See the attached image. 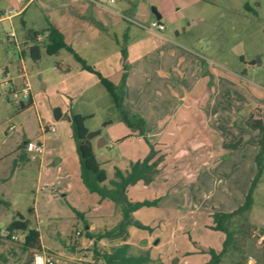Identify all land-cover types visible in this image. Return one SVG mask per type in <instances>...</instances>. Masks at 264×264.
I'll use <instances>...</instances> for the list:
<instances>
[{
	"label": "rangeland",
	"instance_id": "374dc122",
	"mask_svg": "<svg viewBox=\"0 0 264 264\" xmlns=\"http://www.w3.org/2000/svg\"><path fill=\"white\" fill-rule=\"evenodd\" d=\"M194 4L195 7L190 8L189 14L194 17L196 14H203L205 19L190 29L189 34L177 40L186 47L190 46L188 51L179 48L180 51H183L185 56H194L200 64L204 61L209 63V66L219 69L223 77L239 80L246 87L253 85L264 94V0H195ZM153 7L155 6H152L150 11L154 9ZM140 22L145 23L142 20ZM123 24V27L127 25L125 22ZM11 29L17 34L18 48L7 40V33ZM169 29H171L170 25ZM22 34L23 30L17 22L14 23L13 28L7 22H0V199L5 202L0 203V231L11 221L21 217L28 221L29 227L38 231L41 238L40 245L45 250L63 254L65 257H79L81 258L79 264H103L99 257L92 256L90 252L94 253L93 245L85 243V239L83 245L72 244L71 239L76 236L75 231L80 230L82 234L81 228L84 226L81 221L76 224L75 216L79 213L77 211L83 210L89 222L111 223L114 217L108 219L97 214L105 212L111 216L118 214L120 216V207L108 200L99 204L97 195L90 193L82 185L78 176L77 153L60 155L62 150L51 142L47 144L41 164L38 165L35 158L26 161L19 156L20 143L26 138L39 141L42 134L44 137H52L54 131L42 133L41 129L54 120L50 115L53 114L59 98H71V111L89 115L84 121L85 126L90 132L98 131L93 137L92 147L95 152L93 154L105 170L104 185L107 186L114 178L116 169L126 172L132 163L150 153L155 155L156 160L166 161L170 156L180 152V150L176 151L180 138L187 134L185 132L187 124L181 120L183 117L179 114L174 117L156 115L150 118L147 113L149 109L161 108L168 110L176 108L180 112L184 111L188 103L180 99L170 103L166 101V96L171 89L181 90L185 84L172 83L173 80H178L177 78L167 80L163 77L157 79L150 77L148 80L136 76L129 83L125 80L109 79L114 86L115 101H113L110 92L99 82H95L93 72L87 70L88 75L84 76L80 72L72 71L70 75H65L58 67L59 60L62 59L59 54L47 55L43 48L34 51L29 48L27 42L21 43ZM67 34L70 36V33ZM86 35L91 39L92 35L89 31ZM74 38V35L68 37L70 42ZM110 39L112 43L105 52L98 54V57L105 58L109 53V59L115 61L118 55L123 56L125 39L122 33L119 35L118 44L112 37ZM189 41L191 42L188 43ZM22 52L25 55L33 52L40 57V60H35L36 67L28 71L27 78L34 104L24 109L13 103L9 84L3 74V66H7L9 76L13 77L14 88L20 85L21 81L14 77L17 74L18 54L21 57ZM78 52L86 57L85 63L93 68L94 59L89 48H79ZM33 54L27 59L29 63H32ZM63 54L68 56L67 62L70 66L74 63L78 68L83 69L68 51H64ZM148 58L149 55L144 57L145 60ZM128 68V64L124 65V69ZM176 71L178 72L179 68ZM43 84L45 88H41ZM224 85L225 83L220 85L221 94L225 91L230 92V88L233 90L234 86L228 89ZM199 89L201 85L194 93ZM137 90H140L137 92L140 95L136 93ZM209 93L207 88L206 94ZM135 106L141 108L144 112L143 116L136 113ZM124 111L129 114L128 119L132 124L134 123V126L141 122L137 128L129 127L123 121L121 114ZM144 118H147L149 123L151 121L155 131H160V135L149 137L153 142L149 141L147 135L140 136L143 134ZM104 122L107 124L103 125ZM166 122L168 125L171 123L168 129L164 126ZM159 138L163 139L165 144L153 145ZM102 140L105 143L97 146ZM178 163L179 161L176 162ZM154 173L151 174L149 182H146L148 184L141 186L140 194L147 200L153 197L156 190L169 186L168 181L164 179L167 175ZM252 180L247 183L242 179H236L233 200H237L236 197L241 195L242 203L244 202ZM66 187L71 192L62 196ZM130 196L135 195L130 193ZM250 197L249 209L233 215L226 223L233 230L234 239L222 256L220 264H248L250 255L254 259V264H264V248L257 246L253 235L264 226V171L255 181ZM210 202L209 199L204 201V207ZM160 210L161 207L151 206L141 209L136 216L132 215V218L136 220L138 218L147 226L146 229L130 228L128 236L137 246H146L155 242L160 229L166 232L165 228L149 222L150 216H157ZM206 211L205 208H198L188 212L186 217L179 220L174 240L153 250V254L148 250L144 252V254L147 252L150 258L145 264H205L210 258L208 250L213 249L218 252L224 240L222 232L204 227V223H213V212L208 215ZM11 235V238H0V264H30L35 250L22 249V231L12 230ZM109 245L94 247L100 253L109 249Z\"/></svg>",
	"mask_w": 264,
	"mask_h": 264
},
{
	"label": "crops",
	"instance_id": "0c3cea01",
	"mask_svg": "<svg viewBox=\"0 0 264 264\" xmlns=\"http://www.w3.org/2000/svg\"><path fill=\"white\" fill-rule=\"evenodd\" d=\"M194 2L195 0H114V3H111V7L115 11L130 17L134 21L140 22L142 20L147 23L152 20H159L165 26L161 33H156L144 29L111 11L105 10L90 0H32L24 5L20 14L12 15L10 18H4V14L11 5L15 4L14 0H0V22H7L12 28L14 23L17 22L23 30L21 43L26 41L24 39L26 29L42 30L47 26H52L64 36L65 43L73 48L75 53L85 61L86 57L80 55L78 51L79 48H89V52L94 59V64L92 63L93 69L111 81L125 80V82L129 83L136 76H139V79L146 78L148 80L150 77H156V79L163 77L167 80L177 78L178 80H173L172 83H183L187 86H184L181 90L171 89L166 96V101L170 103L179 99L188 103L184 111L180 112L176 108L171 110L161 108L160 110L149 109L150 111L146 112L150 118L156 117V115L174 117L180 114L179 116L183 117L181 120L187 124V131H185L187 134L185 137L180 138L178 150H176H180V152L177 155L170 156L166 161H158V159H155V155H152L149 161L156 164L153 168V173L167 175L164 176V179L169 183L167 188L156 190L153 193V197L148 199H157L155 206L162 209L157 216H150V224L163 227L166 232L160 229L155 242L140 247L128 236L130 228L135 226L126 228L123 239L121 237L113 239L101 238L99 240L90 239L84 233V230L87 229L89 233H97L105 229L109 230L119 222L121 215L111 216L105 212L99 213L97 214L99 217L108 219L114 217L113 221L111 223L95 224V222H89L84 211L81 210L77 211L81 217L77 215L75 217L76 224L81 221L84 225L81 228L83 233L71 239L74 246L83 245V239H85V243L97 247L110 244V248L105 250L109 252L112 247L126 243L128 245V255L144 254L146 250L153 254V250L174 240L178 222L186 217L188 212L190 213L198 208H205L207 209V214L210 215L215 211L230 212L242 204L241 195L236 197L237 200L232 198L234 184L236 179H242L243 182L248 183L257 172L254 157L258 152L257 142L261 138V133L257 128L251 127L248 124V120L252 115L253 118L260 119L264 126V94L258 90L259 88L253 87V85L246 87L239 80L223 77L219 69L209 66V63H204V61H201L200 64L194 56H185V53L180 51V49L188 51L190 46L186 47L184 44L177 42V40L181 39L183 35L189 34L190 29L196 27L205 19L203 14H196L197 17L189 14L190 8L195 7ZM152 6H155L153 8L159 18H156L153 12L150 11ZM121 20L127 24L125 27L122 26L124 24ZM169 25L171 29L168 30ZM88 31L92 35L91 39L86 35ZM67 33H70V36H75L72 42L69 41L68 37L70 36ZM121 33L125 39L124 55H118L115 61L109 59V53L105 58L98 57V54L105 52V49L112 43L110 41L111 37L117 44L119 43V35ZM64 51L67 50L62 48L58 52L62 58L59 60L58 65L61 71L67 76L72 71L80 72L84 76L88 75L87 70L78 68L74 63L70 66L67 62L68 56L63 54ZM31 54L33 52L30 55L22 53L21 57L18 54L17 74L14 78H18L19 82L22 78V70L27 79L28 71L36 67L35 60H40L38 55L33 54L32 63H29L27 59ZM146 55H149L147 60L144 59ZM143 62L146 64L144 65ZM126 64L129 65L128 69H124ZM177 68H179V71L175 72ZM3 74L5 81L9 85H14L12 83L13 77L9 76L10 73L7 66H3ZM94 77L95 82H99V78L96 75ZM221 83H225L224 86L228 89L230 86H234L233 90L230 88L231 91H228L229 93L225 91V93L221 94ZM199 85H201V89L194 93ZM41 88H45V85L43 84ZM207 88L210 91L209 94H206ZM140 90H137L136 93L140 92ZM29 98L31 103L34 104L31 90ZM71 105V98H59V102L56 104V108L58 107L61 111L59 119L55 120L53 118V121L41 129L42 133L54 131L55 134L52 137L41 135L42 137L39 140L41 144L40 152L27 150L25 143L28 139H24L20 143L21 153L19 156L22 159L27 161L30 158H35L38 165H40L46 146L51 142H54L62 150L59 153L60 155L78 153L72 137V128L67 120V116L71 112ZM135 111L143 116L144 112H142L141 108L137 107ZM74 113L81 114L79 112ZM123 114L127 118L129 117V114H126L125 111ZM52 115L50 116L53 117ZM140 123L139 121L137 125ZM105 124L107 122L103 123V125ZM51 125L55 126V130H49ZM137 125L134 126L133 123L135 128L138 127ZM169 125L166 122L164 126L168 129ZM143 128V134L140 136L147 135L148 139L158 135L160 132L155 131L151 121L149 123L147 118H144ZM88 130L90 129L88 128ZM93 140L94 138H90L92 146ZM104 143L105 141L102 140L98 142L97 146H101ZM162 143L165 144L163 139L159 138L154 141L153 145L156 146ZM233 143H237V145L232 146L231 144ZM177 161H179L178 164H176ZM143 184L147 185L148 183L139 180L127 187L126 196L130 201L135 202L145 199L140 194ZM107 186L111 188L110 184ZM65 189L62 196H66L71 192L68 187ZM130 193L135 196L131 197ZM208 199L211 202L204 207V201L206 202ZM105 200L108 199H99V204H102ZM143 208L147 207L142 206L136 209L131 216H136ZM134 219L136 220V218ZM137 221L141 222L138 218ZM203 225L206 228H210L213 223L207 222ZM63 230L65 231V229Z\"/></svg>",
	"mask_w": 264,
	"mask_h": 264
},
{
	"label": "trees",
	"instance_id": "16d2710c",
	"mask_svg": "<svg viewBox=\"0 0 264 264\" xmlns=\"http://www.w3.org/2000/svg\"><path fill=\"white\" fill-rule=\"evenodd\" d=\"M42 34L45 39L39 45L33 44L29 48H32L34 51H37L39 48H43L45 54L47 55H58L60 49L67 50L76 60L77 63L81 65V67L85 70L93 72L98 78L99 83L103 85L111 94L113 101H115V95L113 92V85L109 81V79L101 76L97 71H95L91 66L85 63V60L82 59L75 51L65 43L64 36L57 31L56 28L52 26H47L42 30H33L26 29L24 34L25 43L35 41L37 34ZM23 53V52H22ZM122 55H124L122 49ZM22 56V54H21ZM31 100L25 104L18 106L20 109H24L26 106L31 105ZM87 116L82 114H75L74 112H69L67 116V120L72 128V137L77 149V155L80 165L79 177L81 179L82 184L90 191V193H95L99 199H108L113 202L116 206L120 207L121 219L119 222L112 227L111 229H105L101 232L97 233H89V231L84 230V233L90 239L99 240L101 238L113 239L116 237L124 238V234L126 232V228L129 226H135L138 228L146 229L147 226H144L143 223L132 218L131 214L142 206L150 207L155 206L157 204V199L152 200H140L132 202L126 196L127 187L135 184L139 180H143L149 182L151 178V173H153V168L155 167V162H149L152 155L151 153L142 158L141 160L136 161L130 165V169L127 172H122L119 169H116L114 172L115 179H111L109 184L111 188L104 185V181L106 180L105 170L100 166L94 156L93 147L90 139L86 137L88 133V128L85 126L84 121ZM123 121H125L129 127H132L133 124L129 121L125 114H122ZM248 124L257 128V130L261 133V138L258 140V152L254 157V163L256 166V174L253 177L250 190L245 195L244 202L236 209L230 212H218L215 211L212 213L213 225L210 226L211 229L218 230L224 234V240L222 243V248L217 252L213 249H209L208 253L210 254V258L206 261L205 264H220L222 256L226 252L229 245L233 243L234 232L230 229L226 223L230 220L231 217L235 214H239L245 212L249 209L251 204L250 194L252 192V188L255 184V181L259 179L264 171V126L260 119L253 118L251 115ZM232 146H236L237 143L231 144ZM0 203H5L0 199ZM19 216V215H18ZM77 216L81 217L80 214ZM29 223L26 220H23L21 217L19 219H15L11 221L7 225V229L10 231H22V249H34L39 250L41 248V240L39 233L36 229L29 227ZM128 245L123 243L121 245H117L111 248L109 252L101 251L100 253L93 246V251L95 257H99L104 263L103 264H145L150 261L148 254H139V255H128L127 254ZM29 262V260L27 261Z\"/></svg>",
	"mask_w": 264,
	"mask_h": 264
},
{
	"label": "built area",
	"instance_id": "2783aa9c",
	"mask_svg": "<svg viewBox=\"0 0 264 264\" xmlns=\"http://www.w3.org/2000/svg\"><path fill=\"white\" fill-rule=\"evenodd\" d=\"M30 1H32V0H14L15 4L11 5L8 8V10L4 14V18H10L12 15L20 14L24 8V5ZM90 1L95 3V5H98L99 7L103 8L105 10L111 11L114 14H117V15L125 18L126 20H129L132 23H135L138 26H140L144 29H147L149 31L161 33L162 30L164 29L165 25L163 23H161L159 20H152V21L147 22V23H140V22L132 20L130 17H127L125 15L118 13L117 11H115L113 9V7H111L112 6L111 3L112 2L114 3V0H106V1L90 0ZM44 39H45V37L42 34L38 33L36 35V39H35L34 43L29 42L28 46L29 47L33 46V44L40 46V44L44 41ZM7 40L12 42L18 48V43H19L18 41L19 40H18L16 32L13 29H11L7 33ZM21 75H22L21 83L17 88H14L12 84L9 85V91H10V94L12 95L11 97L13 98L12 101L16 106L25 105L30 99L29 98L30 86H29V83L26 79V75L24 74L23 70H22ZM49 130H55V126L54 125L49 126ZM25 148L31 152H40L41 151V144L37 139L27 140L25 143ZM11 232L12 231H10L7 228L1 229L0 238H5V237L11 238L12 237ZM75 235L77 237L80 236L81 231L76 230ZM253 235H254V239H255L257 246L260 248H264V226L260 227ZM90 253L92 254V256L94 255V253H92V252H90ZM94 257H95V255H94ZM29 263L30 264H79V263H81V258L75 257V256L65 257V255H63V254L52 253L51 251L45 250L44 248L41 247L39 250H36L33 253L31 261ZM247 263L248 264H254V259L251 255L248 257Z\"/></svg>",
	"mask_w": 264,
	"mask_h": 264
},
{
	"label": "water",
	"instance_id": "95a60500",
	"mask_svg": "<svg viewBox=\"0 0 264 264\" xmlns=\"http://www.w3.org/2000/svg\"><path fill=\"white\" fill-rule=\"evenodd\" d=\"M152 12H153V14L155 15V17L156 18H159V15L158 14H156V12H155V10L154 9H152ZM60 115H61V111H60V109L57 107V108H54V110H53V118L55 119V120H58L59 119V117H60ZM98 134V131H95V132H90V131H88V133L86 134V137L88 138V139H90V138H93L95 135H97Z\"/></svg>",
	"mask_w": 264,
	"mask_h": 264
}]
</instances>
